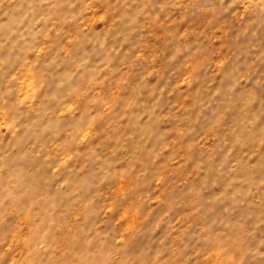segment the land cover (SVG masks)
<instances>
[{
  "label": "rangeland",
  "instance_id": "obj_1",
  "mask_svg": "<svg viewBox=\"0 0 264 264\" xmlns=\"http://www.w3.org/2000/svg\"><path fill=\"white\" fill-rule=\"evenodd\" d=\"M0 264H264V0H0Z\"/></svg>",
  "mask_w": 264,
  "mask_h": 264
}]
</instances>
